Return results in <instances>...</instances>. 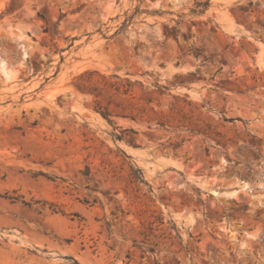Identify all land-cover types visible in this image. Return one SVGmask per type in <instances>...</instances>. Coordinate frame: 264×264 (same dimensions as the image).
I'll return each instance as SVG.
<instances>
[{"label": "rangeland", "instance_id": "374dc122", "mask_svg": "<svg viewBox=\"0 0 264 264\" xmlns=\"http://www.w3.org/2000/svg\"><path fill=\"white\" fill-rule=\"evenodd\" d=\"M0 264H264V0H0Z\"/></svg>", "mask_w": 264, "mask_h": 264}, {"label": "trees", "instance_id": "16d2710c", "mask_svg": "<svg viewBox=\"0 0 264 264\" xmlns=\"http://www.w3.org/2000/svg\"><path fill=\"white\" fill-rule=\"evenodd\" d=\"M195 6H196V8L201 7L202 9H201V11L198 9L193 10V12L202 13V10H204L208 6V1L203 2V3H196ZM100 115L104 119H106L109 123H113L112 120L110 119V114L108 112H100ZM132 176L136 182L145 184V181L142 178L140 169H135V170L132 169ZM25 204H27V203H25ZM143 252H149L150 254H155L153 246H149V247L144 248Z\"/></svg>", "mask_w": 264, "mask_h": 264}]
</instances>
